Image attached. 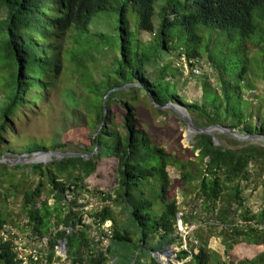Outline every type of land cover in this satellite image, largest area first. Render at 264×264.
Wrapping results in <instances>:
<instances>
[{"label":"trees","instance_id":"16d2710c","mask_svg":"<svg viewBox=\"0 0 264 264\" xmlns=\"http://www.w3.org/2000/svg\"><path fill=\"white\" fill-rule=\"evenodd\" d=\"M10 1L14 3L4 30L3 49L5 59L11 64L9 79L3 85L6 92L0 100V149L8 143V135L13 136L17 125L27 121L39 110L38 104L42 103L46 90L53 91L60 84L57 82L65 79L66 73L70 72L69 66H65L67 56L63 57V51L70 52L76 31L88 32L99 12L119 13V36L110 53L118 52L116 59L106 65L104 71H100L101 75L96 73L86 78L85 74L80 73L81 68L78 72L74 71L80 73L78 84L84 83L85 94L89 95L78 99V108L88 102L86 107L96 117V133L92 137V151L88 155L96 147L98 153L91 159L64 158L49 165L10 167L0 162L1 169L30 168L40 179L34 190L24 193L23 206L24 217L27 218V226L33 237L43 239L47 234L51 237L46 264H53L59 243H66L67 259L71 264H107V258L113 251H118L116 245L133 240L130 231L116 228L111 231V245L104 251L100 247L101 241L91 235L92 228L84 224V217L73 209L78 205L80 193H91L88 189L89 180L103 159L117 160L120 190L117 197L122 204L126 203L132 221L140 229L139 246L142 253L148 252L146 246L150 234L158 233L162 238V246L179 238L176 223L179 213H183L182 223L185 227L197 225L185 217L187 213L180 209L176 199L170 198L172 179L169 167L180 172L183 183L199 180L197 198L202 201L203 215L208 214L210 219L205 224L210 229L221 227V234L228 235L226 240H222L228 255L237 248L238 255L244 256L238 246L241 239L249 244H260L259 231L254 226L264 227V205L256 211L248 209L241 183L249 181V167L252 164H264V146L252 143L240 145L239 148L221 143L217 146L214 137L198 134L194 138L193 151L199 153L197 158L204 168L195 167L193 162H186L179 154H173L156 144L150 133L140 128L136 102L144 94L150 98L153 110L161 114L165 109L157 106L169 103L182 105L199 129L222 126L242 135L264 136L263 109L253 112L249 104L245 108V101L252 105L254 103L249 98L245 99L243 91H240L238 100L235 98L234 85L227 77V67L212 54L207 64L211 70L208 76L214 73L219 83L215 87L209 78L206 79L202 104L185 102L176 92L174 83L170 82L172 75L169 72L171 62H175V67L179 65L176 71L183 69V66L187 68V65L192 69L195 64L203 62L200 59L202 48H209L215 35L221 37L229 33V40L233 41L232 35L237 33L242 38V44L246 43L247 49L250 48L249 43L252 48L263 46L264 0ZM130 10L138 14L137 26L130 21ZM178 30H182L181 35L187 38L186 46L180 45V39L176 38L180 35L177 34ZM144 34H148V38ZM206 34L211 39L205 44ZM94 54L90 58H82V62H90ZM165 54L171 58L166 62V67L160 65ZM174 58L177 60L173 61ZM247 69L245 66L239 76L243 82ZM124 86L127 88L122 89ZM118 107L123 113L121 130L113 128V115ZM255 117L258 121L254 120ZM188 165L194 166L188 170ZM44 178L55 200L53 205L41 200ZM147 187H150L149 193H146ZM66 192L76 196L70 203L66 202ZM102 194L105 195L104 200L111 198V195ZM160 204L162 213L157 216L156 207ZM195 212L200 214L194 209L190 215L196 216L194 219L197 220ZM238 216L244 225H237ZM88 218L99 229L107 221L112 222L113 226L117 223L114 211L109 206L94 210ZM9 222V216L0 210V264H23L25 260L18 253L14 236L10 231L5 232L10 229ZM197 226L191 235L196 237L197 245L189 247V251L182 250L177 258L179 262L190 258L184 264H212L213 253L207 243L196 235L206 226ZM103 234L106 236L107 233ZM255 238V242H252ZM112 257L113 262H116L117 255ZM257 261L255 257L243 263L256 264ZM135 264L161 263L152 256L149 261L138 256Z\"/></svg>","mask_w":264,"mask_h":264},{"label":"rangeland","instance_id":"374dc122","mask_svg":"<svg viewBox=\"0 0 264 264\" xmlns=\"http://www.w3.org/2000/svg\"><path fill=\"white\" fill-rule=\"evenodd\" d=\"M14 1L0 0V100L4 97L6 89L3 85H6V81L9 79L10 74V62L5 59L4 45V30L10 18L11 7H13ZM130 21L134 26L138 25V14L130 10ZM119 13L117 11H105L99 12L92 21L90 29L86 33H75L74 45L70 52L63 51V57L66 60V68L69 66V71L66 73L65 79H60L57 82L58 86L50 91L47 89L44 93L41 104L39 103V110L34 115L30 116L27 121H23L21 125H17L13 136L8 135V143L0 149V154L8 159H18L19 155L35 152H61L71 154H85L88 155L92 151V137L96 133V117L93 112H90L86 107V103L81 104L78 108V99L83 97H89L85 94L83 84H78L79 74H85V77L95 76L96 73L101 75L106 65L112 64L113 60L118 56V52L110 55L113 51V47L118 40L119 36ZM159 23V22H158ZM203 34V29L200 30ZM181 31H177V34H182ZM145 38H148V34H144ZM177 35L180 39V45L186 46L187 38L183 35ZM176 36V35H174ZM206 36V41H210V36ZM233 41L229 40V33H225L223 36L215 37L209 44V48L203 46L202 57L203 64L210 63V56L212 54L218 62L225 65L228 69V78L233 83V92L235 98L238 100L240 91H243L245 99L249 98L253 101L254 105L246 101L244 107L247 105L253 109V112H258V109L264 110V45L256 48L251 47L249 43V49L245 44H242V38L239 34L233 33ZM94 54V57L90 62H82V58H90ZM110 55V56H109ZM109 56V57H108ZM168 54H165L162 63L166 67V62L171 60ZM165 59V60H164ZM174 58L173 61H176ZM90 65H89V64ZM175 62H171V69L169 68L172 78L170 82L176 86V92L179 96L188 103L202 104L204 102L203 85L206 79L217 86L218 80L208 71L201 76H193L192 69L187 68L176 71ZM246 66L247 72L244 82L240 79V73ZM81 68L80 73L78 72ZM171 71H173L171 73ZM100 72V73H99ZM98 75V76H99ZM84 78L83 75H81ZM81 79V78H80ZM100 80V79H96ZM5 83V84H4ZM128 86V85H127ZM124 86L122 89L127 88ZM253 90V91H252ZM50 91V92H49ZM239 94V96H238ZM143 95L139 101L136 102L137 117L140 122V128L149 132L153 140L159 146L167 149L173 154H179L186 162H193L195 167L199 166L204 168V164L197 158L199 153L193 151L194 139L188 140L187 136V124L170 109L163 110L164 113H157L151 107L150 98ZM92 98V97H91ZM89 99V98H88ZM93 102H96L92 100ZM251 104V105H250ZM249 108V107H248ZM263 110L261 114H263ZM122 110L120 107L116 108L113 115L114 122L113 128L121 130L123 124ZM258 121L255 117L254 120ZM238 132V131H237ZM242 134V133H241ZM217 138L220 143L228 147H241L240 145L252 143V145L264 146V141H244L240 142L236 139L226 136L224 134H218ZM238 142V144L236 143ZM34 150H38L35 151ZM32 158L31 156L25 157V159ZM49 162H39L33 164L49 165ZM10 167L16 166L10 163H5ZM33 164H20V165H33ZM193 165V166H194ZM191 165H188V170H191ZM117 160L116 159H103L99 163L97 172L89 180L88 189L91 193H80L78 196V205L73 207L74 211L80 213L84 218V224L92 228L91 235L97 237V241H101L100 247L106 251V248L111 245L109 231H113L116 228H121L130 231L133 234V240L130 242L116 245L118 251H113L107 259V264H135L136 259L144 258L146 261L150 260V256L160 261H167L171 264H184L190 261V258L184 262H179L177 256L184 249L185 241L183 236H177L173 243L162 244L161 236L157 234H150L147 240L146 249L148 252L142 253L140 251L139 240L141 233L134 223L131 217L130 210L126 208V203H121L118 200L119 185L117 180ZM169 174L172 179V187L170 190V198L176 199L180 209L185 212L186 216L192 224H200L206 226L201 228L196 235L202 242L207 243L208 249L213 253L212 264H244L248 260L258 258L256 264H264V230L259 226H254L259 231L260 244H249L246 240L241 239L238 246L240 251L244 254L238 255L237 248H235L229 255L226 253L225 246L222 240L228 237L223 235L221 227L208 228L205 223L210 219L203 215L201 209V199L197 198L198 182L195 180L192 182L183 183L180 172L173 167L168 168ZM250 179L249 181L242 182V188L244 189V196L246 197V207L251 211H256L262 205H264V164H252L249 167ZM0 174V210L7 214L10 218L9 227L10 232L14 236L18 246L22 247L20 255L23 259H29L28 254L30 251H38L40 253V260L38 264H46L47 259L46 252L48 253L50 235L47 234L43 239L33 237L31 229L27 226V218H25L23 196L24 193L29 190H34L39 183V177L36 176L29 168L14 170V169H1ZM45 187L43 188L42 201H49L50 205L55 203L50 193V186L48 182L43 179ZM150 187H147L146 193H149ZM97 192V193H95ZM159 190L156 191L158 194ZM66 192V202L70 203L72 199L76 198L75 195ZM95 193V194H94ZM105 193L111 195V198L104 200ZM148 195V194H147ZM146 199V197H144ZM123 202V201H122ZM105 206L112 208L115 214L116 225L113 226L107 223L105 227L99 229L97 224L91 222L88 218L90 213L96 209H102ZM157 216L162 213V206L156 207ZM197 209L198 219H194L196 216L190 212ZM242 215V214H241ZM238 219H241L238 217ZM194 222V223H193ZM198 222V223H197ZM107 233L106 236L103 233ZM175 236V237H177ZM196 237H191L187 240L188 247L194 246L193 241ZM256 238L252 241L255 242ZM195 247V246H194ZM245 249V252L243 251ZM247 252H251L249 254ZM55 259L53 264H71L67 259V252L62 250V243L55 249ZM169 257H167V255ZM114 255H117L116 262L112 259Z\"/></svg>","mask_w":264,"mask_h":264},{"label":"water","instance_id":"95a60500","mask_svg":"<svg viewBox=\"0 0 264 264\" xmlns=\"http://www.w3.org/2000/svg\"><path fill=\"white\" fill-rule=\"evenodd\" d=\"M130 86V85H128ZM111 92L108 93V95ZM107 99V96L105 97V100ZM160 109H170L171 111L175 112L186 124H187V136L188 140L192 141L196 135L203 134V135H209L214 137L215 144L217 146L220 145V142L217 138L218 134H224L226 136H230L237 141L244 142V141H256V140H262L264 141V136L262 135H242L241 133L237 131L230 130L228 128L222 127V126H211L204 129H199L194 123L193 120L188 112V110L182 106L178 105L176 103H169L167 105L163 106H157ZM178 109H183L184 113H181L178 111ZM98 153V147H96L95 151L91 155H85V154H71V153H61V152H35V153H26L23 155H19L18 159H8L5 157L0 158V162L2 163H10L12 165H20V164H33V163H39V162H54V161H60L64 158H84V159H91L92 156ZM32 158L25 159V157L31 156ZM43 158H38V157ZM62 250L66 253V243H62ZM170 254L167 255L169 257ZM161 264L166 263L164 261H160ZM167 263L168 260H167Z\"/></svg>","mask_w":264,"mask_h":264},{"label":"built area","instance_id":"2783aa9c","mask_svg":"<svg viewBox=\"0 0 264 264\" xmlns=\"http://www.w3.org/2000/svg\"><path fill=\"white\" fill-rule=\"evenodd\" d=\"M183 68H185L183 66ZM192 71H193V76H201V75H204L205 73H207L208 71L211 72L210 68H209V65H204L202 62H199L197 64H195L192 68ZM239 217V216H238ZM183 213H179L177 215V229H178V232L180 233L181 236H183L184 238V241H185V246H184V249L183 250H187L189 251V245H188V242L187 240L191 239V235L192 233L197 230L198 226L197 225H191L190 227H185L183 225ZM109 223L111 224L110 221H107L103 227H105V225ZM237 225H244V222H242L240 219H238L237 221ZM261 229L263 230L264 227H261ZM6 231H10V229H6ZM109 234L111 235V231H109ZM182 238V237H181ZM193 244L196 246L197 245V242L196 241H193ZM18 246V245H17ZM22 251V247L21 246H18V253ZM20 255V253H19ZM21 257V255H20ZM22 258V257H21ZM28 260L27 259H24V263L23 264H37L38 261L40 260V253L38 251H30L29 254H28ZM189 259V258H188ZM164 261V260H163ZM166 263H163V264H171L168 260L169 263H167V261H164ZM182 264V263H180Z\"/></svg>","mask_w":264,"mask_h":264},{"label":"bare ground","instance_id":"6f19581e","mask_svg":"<svg viewBox=\"0 0 264 264\" xmlns=\"http://www.w3.org/2000/svg\"><path fill=\"white\" fill-rule=\"evenodd\" d=\"M178 111L181 112V113H184V110L183 109H178ZM38 158H43V157L40 156Z\"/></svg>","mask_w":264,"mask_h":264}]
</instances>
